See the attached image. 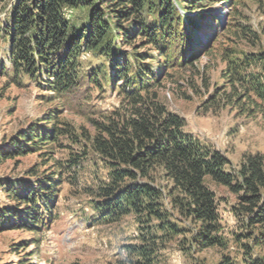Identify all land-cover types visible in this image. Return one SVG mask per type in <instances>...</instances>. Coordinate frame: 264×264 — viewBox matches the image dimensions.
Masks as SVG:
<instances>
[{"label": "trees", "instance_id": "obj_1", "mask_svg": "<svg viewBox=\"0 0 264 264\" xmlns=\"http://www.w3.org/2000/svg\"><path fill=\"white\" fill-rule=\"evenodd\" d=\"M220 2L234 9L240 0H9L0 22L7 45L0 77L8 86L44 89L56 104L5 140L0 162L36 153L45 166L54 164L46 173L34 165L21 180L0 176V191L11 200L0 204V231H29L39 241L57 218L54 203L66 171L82 160L70 156L61 163L55 152L70 148L64 139L83 140L80 155L95 156L102 172L89 187L92 223L110 225L133 215L139 230L138 241L123 246L124 258L116 264H160L168 243H175L184 264H210L198 255L227 250L210 183L236 197L230 212L239 232L233 238L242 248L240 259L223 253L217 264H264L255 250L264 243L263 154L245 155L233 168L224 152L188 133L186 119L160 95L168 80L180 91L177 77L199 74L201 56L226 37L233 44L215 54L224 64L221 82L202 107L210 113L230 108L264 123V24L255 28L242 15L231 26H219L210 9ZM95 89L117 96L118 105L71 112V97L87 105ZM79 111L87 113L88 127L69 121ZM16 251L22 253L18 264H30L24 243Z\"/></svg>", "mask_w": 264, "mask_h": 264}, {"label": "rangeland", "instance_id": "obj_2", "mask_svg": "<svg viewBox=\"0 0 264 264\" xmlns=\"http://www.w3.org/2000/svg\"><path fill=\"white\" fill-rule=\"evenodd\" d=\"M8 3L9 0L0 2V22L8 14ZM238 4L234 9L228 8L222 2L211 7L210 10L214 13L219 26H231L243 19L242 15L247 16L255 28L264 24V0H240ZM224 44L233 43L230 39L221 37L211 53L201 56L197 63L199 74L190 75V78L185 76L187 79L175 76L182 84L180 91L176 92L174 84L171 83L173 80H168L160 95L170 110L186 119L185 130L188 133L224 152L231 160L232 167L237 168L245 155L260 152L264 156V123L260 119L238 116L230 108L218 113L204 111L203 101L214 84L221 82L224 64L215 54ZM240 47L250 50L244 44ZM6 48L5 41L0 38V56L5 55ZM5 80L0 77V146H4L5 140L41 118L48 108L56 104L47 99L51 95L44 89L35 85L27 88L8 86ZM191 80L195 82L194 87L189 83ZM70 100L71 112L84 109L89 112L88 114L99 109L111 110L119 103L117 96L99 92L97 89L91 93L89 101L86 100L87 105L81 103L84 100L80 97H71ZM79 112L77 115H68L69 121L78 128L88 127L87 113ZM63 144L70 148H59L55 152V159L60 160L61 163H65L70 156L81 157L82 160L65 173L66 181L59 189L54 203L57 218L43 228L41 240L35 242L34 238H37V235L29 231H0V264L19 263L22 253L16 251L18 243H24L26 253H31L32 258L30 255H25L30 258V264H116L117 260L124 258L123 246L138 241L139 230L133 215L110 225L92 223L93 211L89 203L92 196L89 187L94 185L97 176H101L102 172L93 164L95 156L90 155L87 159H83L80 155L85 144L83 140L72 143L64 139ZM45 162L36 153L3 161L0 162V176L11 182L15 179L21 180L34 165L39 166L40 171L46 173L52 169L54 162L51 161L46 166ZM209 185L217 194L224 233L230 245L224 251L219 248L206 249L198 256L205 257L210 264H217L223 253L240 259L242 248L233 238V234L239 232V225L230 212V207L237 201L236 197L223 186L214 183ZM0 204H11V200L1 191ZM35 250L39 251L36 255ZM255 250L264 256V243L255 247ZM159 258L160 264H184L183 255L176 248L175 243H168L167 249L160 253Z\"/></svg>", "mask_w": 264, "mask_h": 264}]
</instances>
